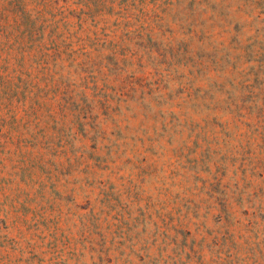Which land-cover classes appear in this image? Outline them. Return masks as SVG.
Instances as JSON below:
<instances>
[{
	"label": "rangeland",
	"instance_id": "rangeland-1",
	"mask_svg": "<svg viewBox=\"0 0 264 264\" xmlns=\"http://www.w3.org/2000/svg\"><path fill=\"white\" fill-rule=\"evenodd\" d=\"M145 25L142 62L95 58ZM0 264H264V0H0Z\"/></svg>",
	"mask_w": 264,
	"mask_h": 264
},
{
	"label": "trees",
	"instance_id": "trees-1",
	"mask_svg": "<svg viewBox=\"0 0 264 264\" xmlns=\"http://www.w3.org/2000/svg\"><path fill=\"white\" fill-rule=\"evenodd\" d=\"M23 1V0H22ZM138 2H143V0H138ZM145 2V1H144ZM135 1L133 2L131 7H122V10L124 11V13H127L130 11L131 8H136L138 6L135 7ZM25 5V4H23ZM87 6V5H86ZM85 7V6H84ZM86 8V7H85ZM96 8H98V10L100 11V5H96ZM88 10V9H87ZM89 12V11H87ZM28 14V9H25L24 7L20 10V21L23 20L24 18H26L27 16L24 17V15ZM33 20V19H32ZM28 22H32V24L28 27L29 29L26 30L27 34H29V36H27L26 38L29 39L30 43H34V44H40V46L47 50V48L45 47V42L49 39H52L51 37H48L47 35L44 34V25H38L36 26L35 23H33V21H28ZM25 22V23H28ZM36 26V27H35ZM41 26V27H40ZM35 27V28H34ZM34 28V29H33ZM82 31H76V32H72L71 29L69 28L67 30V34L69 35V38H66V40H64L63 42L58 41L56 39L50 40V42L52 43V47L49 49L48 53H44V58H42V63L43 65H49L51 64V61L55 64V66H60L62 64L63 61V55L67 53V51H69L70 53H73L74 50L73 47L74 45H77L78 47H83L84 42L86 40H89V37L91 35H95L97 36V32H92L90 35L81 34ZM83 36L88 37V39H84L81 38ZM139 39L142 41L141 44H138L137 46H129V45H123L124 47L123 50L124 52L121 53L122 57H119V52L117 51V48L115 46H110L109 45V41H104L107 42L109 46H106V48L104 49V54L103 51L101 52L100 55H96L95 58H100V60H107V59H114L115 60V66L117 67L118 73L117 76L120 74V70H122L123 68V62H132V60H134L135 58H137V60H140L142 62V57L144 56V54L146 53L147 50V45H145V43H147L146 40H158L159 37H156V33L155 31L150 28L148 25H145L141 31V33L138 35ZM194 37H192L191 39H193ZM75 39V40H74ZM24 40H22L20 42V44H23V46H26V43H23ZM83 43V44H82ZM137 47V48H135ZM121 58V59H120ZM5 61H8V59H4ZM143 65V63L141 64V66ZM96 66L99 68L101 66H105V64L101 65V62L97 63ZM197 66L201 69H203L204 71H209L210 67L209 65H204L203 62H198ZM192 67V65H191ZM102 69V67H101ZM220 74H218L215 78L214 81L217 80H224L225 79V75L227 73L226 70L224 69H219ZM120 81H122V79H118ZM195 82V78L191 75L190 77V85L192 86ZM84 98H88L87 95H83ZM144 97H138V98H133L132 95H130V93L128 92H119L118 93V102H117V109L113 110L114 112V116L121 113V115H125L124 113L128 110H131L132 113L134 115H137L138 113H140L143 110V101H144ZM89 105H90V110H93V106H95V102L93 101H89ZM34 103L37 105H34ZM34 103L32 104V109L37 111L38 109H40V105L42 103L36 102L34 101ZM100 105H102L103 107H109V97L108 96H104V98H102L99 102ZM92 105V106H91ZM114 120L116 122H118V119L114 118ZM177 120L180 122H183V124L180 126L179 129H177V135H179L180 137L185 135V129L189 128V126L191 124L194 123V119L191 117L189 111L183 109V111L181 110L180 112H178L177 115ZM185 137V136H184ZM223 214L224 215H219L218 221L220 223H223L225 220L228 221V217L230 215H232V212L230 210V206L227 208V206L223 209Z\"/></svg>",
	"mask_w": 264,
	"mask_h": 264
}]
</instances>
